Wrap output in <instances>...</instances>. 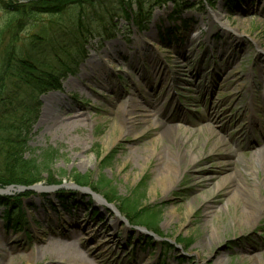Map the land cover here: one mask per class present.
<instances>
[{"label":"rangeland","instance_id":"rangeland-1","mask_svg":"<svg viewBox=\"0 0 264 264\" xmlns=\"http://www.w3.org/2000/svg\"><path fill=\"white\" fill-rule=\"evenodd\" d=\"M12 10L22 11V16L11 17ZM142 11L150 15L142 27L146 32L138 31L137 20L144 16ZM185 18L191 19L188 29ZM43 35L46 40H39ZM112 46L124 50V57L120 55L114 63L105 56ZM30 48L40 52L36 53L38 60L32 69L39 72H32V77L47 75L44 77L50 85L44 91L36 92L25 84L18 86L23 73L17 66L12 64L17 85L2 70L12 63V56L15 60ZM134 57L139 62L146 60L136 68ZM204 57L210 71L217 67L213 82L219 76L222 86L214 89L209 75L205 91L181 93L184 104L172 114L169 107V121L161 119L160 123L195 131L201 138L199 150H204L206 158L211 144L204 143L208 136L204 125L212 115V105H224L222 110L228 111L223 119L226 123L241 118L237 130L246 128L251 99L264 111V0H0V74L4 71L0 98L4 109L10 111L0 123H17V132L30 129L23 159L36 160L40 166L29 171L20 164L13 147L5 154L0 149V175L22 173L23 177L40 178L27 187L0 186V190H5L0 192V264H66L64 258L73 264V259L86 250L92 254L88 257L92 264H264V211L253 224L237 225L231 218L235 216L234 204L231 209L228 207L230 190L214 193V183L227 174H236L234 167L227 171V160L221 156L226 148L200 167L184 169L182 165L184 172L175 187L164 193L152 191L153 173L140 167L142 161L129 157L131 165H124L129 150L135 152L140 146L133 136L121 138L109 148L106 145L112 136L109 126L121 105L135 99L145 109L143 98L149 101L148 93L154 94L140 78V69L151 72L156 62L164 70L163 81L166 74L178 71L183 86L192 80L191 73ZM99 60L107 69H98L96 76L90 63ZM182 61L183 68L178 66ZM99 76L102 79L97 81ZM111 79L115 90L108 83ZM164 85L166 82L161 84L162 89ZM163 92L159 93L162 97L166 94ZM239 92L242 95L238 100ZM50 98L57 100V107L47 118ZM234 104L238 106L233 107ZM164 127L151 130L144 140L157 138ZM243 132L238 136L242 144L234 145L238 153L236 167L242 159L244 168L264 187L263 171L251 167L254 151L245 152L248 141L243 140ZM2 134L6 136L4 131ZM161 143L173 152L178 150V145L168 139ZM46 150L56 152L48 167H44L40 157ZM74 174L88 175L93 190L100 186L97 181L107 180L121 198L142 193L141 211L157 214L159 227L151 233L147 231L149 225L144 223V228L138 226L142 223L134 222L136 227L131 230L126 222L134 220L132 214L120 202H114L112 194L108 196L109 190L100 191L110 204L101 195L74 187ZM240 175L236 177L239 183L248 185ZM185 176L193 181H184ZM198 177L201 179H195ZM40 186L47 187V191L39 192ZM233 188L236 186L231 184L229 189ZM77 190L83 194L70 193ZM62 194L73 202L63 200ZM260 194L264 200V192L256 190V196ZM11 203H15L14 209L10 208ZM62 204L75 207L70 208V219L64 217L66 221L71 223L74 217L83 215L88 223L86 230L100 232L93 239L83 236L85 248L77 240L81 229L55 225V213L66 212ZM47 215L51 216L50 221ZM148 216L140 220L146 221ZM13 221L25 226L11 227L17 224ZM106 236L113 242L101 246L100 239ZM146 236L153 238L152 247L145 245Z\"/></svg>","mask_w":264,"mask_h":264},{"label":"bare ground","instance_id":"bare-ground-1","mask_svg":"<svg viewBox=\"0 0 264 264\" xmlns=\"http://www.w3.org/2000/svg\"><path fill=\"white\" fill-rule=\"evenodd\" d=\"M111 51H108L106 53V57H111L113 59L112 63L117 61L120 57L124 54V50L121 47L112 46ZM225 53V51H223ZM124 57V56H122ZM146 59H142V61H145ZM156 60L155 58H152V61ZM141 61V62H142ZM151 61V60H149ZM133 65L136 68H139V65L141 62H139V59H132ZM180 65L184 66V63H179ZM91 68L93 71H97L95 74L96 76L100 73L99 71L102 69H107V65L103 63L102 60L96 61L94 63H90ZM159 64H156L154 62L153 71H149L147 68L146 70H139L140 78L144 81H147L150 84H154L157 82L158 76H160L161 69L158 67ZM99 69V71H98ZM105 71V70H104ZM144 72V73H143ZM143 73V74H142ZM111 74V72H110ZM108 74V75H110ZM111 77L114 78L115 82V76L111 74ZM102 79L101 76L98 77L99 81ZM99 83V82H98ZM109 85L113 90H115V84H113L112 79L108 82ZM101 84V83H100ZM151 100L149 102V105L147 108H143V106L140 105L139 102H137L135 99H131L128 103H123L121 105V108L118 112L114 113V119L112 120L110 126H109V132L112 134L110 142L107 145V147H111L113 144L117 143V141L121 138H128L132 137L139 141V148L138 150H135V152L132 150H129L127 159H124V165L129 166L131 159L138 160V163L141 161L142 168L144 167V170H151L153 173V179H152V191L156 192L157 190H162L164 193H167L169 189L172 187H175V184L177 183V179L182 176L183 169H181V166L184 165V169L191 168V167H200L202 164L206 163L207 161L213 160L215 154H220V151H223V147L226 148L225 152L223 154L221 153V156H223L225 163L228 166L227 171L230 170V168L234 167L236 168V174L230 173L225 175L223 178L218 180L216 183H214V193H218L222 190H227L229 192L227 202L229 203L228 207L231 209L230 205L234 204L233 208L235 210L234 215L231 216V218L235 221L237 225H246V223L253 224L255 218L261 214L264 211V200L263 194H260V196H256V190H261V192H264V187L261 183V181H257L252 177V174L249 172V170L245 169L242 165V159L239 160L240 165L236 167L234 160V151L230 148V144L233 142H230L225 135L231 136L232 132V126L229 125L227 132L220 128V122L222 115L216 110L215 105L212 106L211 111L212 117L211 120L208 122V124L204 125V128L206 127V132L208 133V136L205 138V145L207 146L209 143L211 144L209 147L210 153L206 158H204V150H199L200 137L196 136L195 131L189 130V128L182 129L178 124L174 125H165V123H160L157 118L162 116L165 112L164 106L159 104L158 100L153 99V97L150 95ZM115 98V97H114ZM116 100L118 98H115ZM49 106L47 107V111L45 114V117L48 118V116L54 112L55 106L57 105V100L54 98H50L49 100ZM57 107V106H56ZM150 112V113H149ZM152 112V114H151ZM153 115V117L151 116ZM152 117V118H151ZM154 120V122H153ZM165 125V127H164ZM156 127H164L162 131H159V135H157V138L151 139L149 142L145 141L144 139L147 138V135L151 130H154ZM204 128H202L200 131H203ZM162 139H168L174 144L178 145V150L175 152L172 151L171 148L166 147L161 143ZM142 150V151H141ZM151 151V152H150ZM219 152V153H218ZM214 153V154H213ZM130 157V158H129ZM147 158V159H146ZM244 158V157H243ZM146 159L147 163L144 164V160ZM251 167L256 168L259 170H262L264 173V148L259 150L258 152L254 153L253 160H251ZM153 166L152 168L150 165ZM238 164V163H237ZM131 165V164H130ZM240 175L242 179L245 181H248L247 184H241L240 181L236 179L237 175ZM192 177L185 176L184 181L190 182L193 181ZM197 180H200L201 177L195 178ZM212 179V178H211ZM209 179V180H211ZM208 180V181H209ZM255 180V181H254ZM200 181L199 183H201ZM235 185L236 188L229 189V186ZM263 187V188H262ZM39 192L47 191V188H44L43 186L39 188ZM72 191L70 193H73L72 195L80 196L83 193H80L79 190ZM84 190H82L83 192ZM59 193V192H57ZM68 196V195H67ZM262 200V201H261ZM244 205H243V204ZM255 203V204H254ZM251 205H254V207H250ZM255 205L258 206V209L255 208ZM73 210V209H72ZM56 212L55 215L57 217V223L55 224L58 226L60 223L61 226H64L65 228H68V226L71 227L74 226L75 228L81 229L82 233L79 237H77V240L80 242V244L85 248V246L82 244V240L84 239L83 236H88L90 239H93V236H97L100 234L98 230L95 231V233H91V230L87 231L86 228H88V223L85 221V217L83 215L79 216L77 215L71 220V223L69 221H66L65 218H71L69 212L61 213ZM67 213V214H66ZM69 213V214H68ZM66 214V215H65ZM230 215H228L229 217ZM50 215H47V220L50 221ZM65 217V218H64ZM230 218V219H231ZM64 219V220H63ZM63 220V221H62ZM246 220V222H244ZM248 221V222H247ZM216 222V221H215ZM66 223L68 225H66ZM96 229V228H95ZM92 229V232L95 230ZM76 234V233H75ZM108 236L105 237V239H100V245L102 246H110L113 241L110 240ZM98 246V245H97ZM96 246V247H97ZM99 247V249L101 248ZM112 253V252H111ZM92 255L89 253V251L80 252L77 258L73 259V264H92L89 260V256ZM94 258H99L98 256L94 255ZM101 258V257H100ZM64 263L71 264L68 262L66 258H64Z\"/></svg>","mask_w":264,"mask_h":264},{"label":"trees","instance_id":"trees-1","mask_svg":"<svg viewBox=\"0 0 264 264\" xmlns=\"http://www.w3.org/2000/svg\"><path fill=\"white\" fill-rule=\"evenodd\" d=\"M39 3H41V1H39ZM8 9V8H6ZM10 16L11 17H18L20 18L22 16V11L19 10H12L10 11ZM39 40H46V37L40 36ZM49 42V41H46ZM9 48L12 47L11 43H8ZM8 48V49H9ZM36 53L39 55L40 52H37V50L35 49H31L30 51H26L25 53H22V56H19L17 58H15V60L13 59L14 57L12 56V63H10L9 67H3L2 70H6V73H4L5 75L9 74V79L10 81L14 82L16 84V81L13 80H17L18 78H14L12 76V64L17 66L18 68H20V70H18L19 72L23 73V77L19 79V85L21 86L23 84H25V86H27L28 88H32L34 89V91L38 92V91H44L45 89L48 88L49 81L47 79L46 74H42L40 73L39 76H35L32 77V69L36 66L37 60H38V55H36ZM14 60V61H13ZM21 62V63H20ZM3 72L0 74V79L3 75ZM38 69L33 72L34 74L38 73ZM17 85V84H16ZM16 100H18V96L16 97ZM9 110L8 109H4L3 107V101H1L0 98V120L7 118L8 114H9ZM27 126V125H26ZM26 126L24 128H26ZM17 123L12 122V123H7L6 125H2L0 123V149L2 150V153L5 154L6 151L9 150V148L13 147L14 152H17V154L19 155V162L22 166H25L27 170L30 171L31 167L32 168H36V170H38V168H40L39 165H37L36 160H25L24 158V153L26 152V150L28 149V144L27 142L29 141V135H30V130L28 128V130H23V132H17ZM2 131H4L5 133V137L2 134ZM26 131V132H25ZM28 131V132H27ZM17 132V133H16ZM20 136V137H19ZM56 152H53L52 150H46L43 152V154L40 156L42 158V162L44 164V167H48L49 164L51 163L52 158H54ZM3 156V155H1ZM39 157V158H40ZM19 164V165H20ZM22 173H19V175H0V186L1 187H7L9 185H22V186H29L32 184H35L37 182H39V177L38 176H34V177H26V176H22ZM74 179L75 181L80 184V185H89L91 183L90 177L88 175H79V174H74ZM108 181L107 180H102L100 179L99 181H97V186L100 185L97 188H100L99 190H102L104 192H106L107 190H109L111 193H108V196L112 194L111 197H113L114 201H118L122 204V206H124L127 210H129V212L132 214L131 216H133L134 219H142L140 217H144V216H148V219H146L145 223L149 224L150 226H152L153 228H156L159 225V217L158 215H154L151 216L150 212H146V211H141L142 208V199H143V194L139 193V194H134L132 196H129L127 198H121L118 197L116 191L112 188H110L108 186ZM62 197H67V195H61ZM71 198H75L73 196H71ZM74 200V199H72ZM4 200H2L1 202L4 204H9L8 202H3ZM11 208L14 209L15 207V203H11ZM14 212V211H13Z\"/></svg>","mask_w":264,"mask_h":264},{"label":"water","instance_id":"water-1","mask_svg":"<svg viewBox=\"0 0 264 264\" xmlns=\"http://www.w3.org/2000/svg\"><path fill=\"white\" fill-rule=\"evenodd\" d=\"M0 192H3L2 190H0Z\"/></svg>","mask_w":264,"mask_h":264}]
</instances>
